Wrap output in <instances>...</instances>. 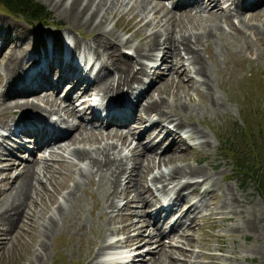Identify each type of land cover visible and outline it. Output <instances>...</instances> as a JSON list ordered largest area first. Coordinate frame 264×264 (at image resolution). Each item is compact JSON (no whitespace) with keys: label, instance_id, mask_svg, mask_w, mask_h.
<instances>
[{"label":"bare ground","instance_id":"6f19581e","mask_svg":"<svg viewBox=\"0 0 264 264\" xmlns=\"http://www.w3.org/2000/svg\"><path fill=\"white\" fill-rule=\"evenodd\" d=\"M45 1L50 4L54 12L64 18L65 23L62 31L67 34V37L69 34L67 30L78 27L85 30L79 34L85 36L92 33L93 39L90 44H83L81 51L76 53L75 49L80 48V42L77 39L72 42V46H67L66 40L64 41L65 44L58 39V34L49 29L43 31V35L41 34L37 41H27L26 46L19 42L21 37L18 35L19 30L16 27L12 26V32L0 29V46H2V53H6L7 57L0 72L4 78L0 79V84L1 81L3 82V88L0 92V113L7 112V116L18 113L15 120L13 119V128L8 126L7 117L0 119L2 126H8L7 135L2 134V138H0V152L11 153L12 147L6 146L8 142L5 138L19 134H29L34 148L44 145V149L49 152L48 157L22 162V168L15 176H9L7 171L10 168H17V163L9 160L8 163L3 164V167H0V183L6 184L5 188H0V225H7V231L11 233V230L19 229V222L31 224L35 213V204L38 201L34 195L49 184L50 178L53 177L52 172L55 171L54 163L59 162L58 160V162H54L53 159L62 156V152H65L66 157L74 159L77 163H84L86 168L79 169L78 179L68 176L72 182L70 185L67 183L64 185L63 182L62 201L53 198L54 204L51 213L48 214V217L46 216V223L39 230L41 237L34 247L35 256L30 258L26 264H33L37 258L38 260L42 258L41 254L45 253L48 247L47 240L52 237L55 230L54 222L57 221L55 218L62 220L68 216L73 219V223H76L79 230H84V227L88 225L81 209L82 204L78 193L85 189L84 181L89 184V181L93 179L95 180V189L94 191L89 190V193L90 195L91 193L95 194L92 205L96 206L98 220L101 218L102 223L97 221V223L92 224V226L95 224L94 226L98 229L93 230V234L97 236L95 243L98 249L95 255L86 257L88 260L84 264H115L116 259L111 257L105 262V258L101 257L113 256L114 254L111 255L112 249L122 250L119 248V244L134 247L136 250L140 245L152 240L155 241V247L140 253V250L132 251L134 254L131 257L130 255L126 256L131 254L130 251L126 250V255L118 253V257L124 261L128 260L125 264H199L196 259L199 254L191 248L192 233L202 228L198 221L200 219L212 221L214 218L212 215H220V218L227 212L235 213L239 217V221L236 220L238 222L230 227L233 231L240 233L245 230L257 232L260 225L256 206L248 209L245 201L232 190H229L228 184L221 185L219 178L223 175L219 169H214L216 163L212 164L208 159L204 166H196L183 161L195 147L207 148L210 146L211 141L208 132L201 128L196 121L198 115H203L206 110L225 107L223 106L224 103L222 104L223 100L221 101L223 97L219 99L216 97L217 94L216 96L210 95L212 83L209 82L210 75L208 72H212L210 71L211 55L209 53L204 56L203 52L201 53L200 45L203 46L204 51L206 40L214 42L218 39H228L232 34L244 31L243 29L250 25H245L246 22L241 19L235 24L231 15L232 11L237 12L244 7L253 9L252 7L257 6L249 15H264V0H230L229 7L223 10L224 12L220 15L223 18V25L215 11H208L207 16L203 17L200 13L206 7L210 9L218 6L219 0H175V6H186L179 11L180 15L178 14L177 17L188 16L187 22L189 24L187 25L189 26L183 27L181 25L178 28L175 27V23L169 33L166 34H161L160 30H154L155 28L144 32L140 27L147 30L151 24L152 27L158 25L162 27L161 32H163L168 24L171 25V22H175V19H172L169 14L175 12L164 6L162 2L153 1L149 3L148 0H138L139 10L132 14L130 20L131 25L137 26L133 34L140 29V37L137 44L127 48L131 49L133 55L125 56H123V52L122 54L119 53V49L122 45L130 43L128 42L130 37L123 39L113 28H106V24L103 22L106 20L107 10L112 11L120 7L128 12V10L137 7L136 3H134L135 6L130 4L128 8H125L124 5L127 1L123 2V0H118V2L117 0L108 2L104 0ZM101 11L102 13H100ZM137 13H143V16L135 19ZM149 14L153 16H148ZM145 16L149 17L147 21L142 20ZM195 18L200 22L197 27ZM204 21L207 22L203 23ZM131 25L127 24L123 28L129 29ZM253 26L250 28L255 34ZM94 30H98V32L95 33ZM261 31L256 35L264 36V31ZM7 42L10 44L4 45ZM159 44H163V46H158ZM9 47L10 49H8ZM159 48L163 50L162 55L167 53L170 57L166 71H164L166 74L162 75L164 80L155 85L152 84V78L145 83L143 82L144 78L147 77L150 69L156 66V62H142L138 68H134V62H137V57L151 59L152 51ZM88 56L98 62V67L92 76H89L80 65V61L87 59ZM131 57H134V60ZM23 58H28V60L23 62ZM40 60L43 64L38 66L37 75H33L34 81H32L25 75V69L33 66V69L36 70V65ZM128 67L132 68L128 72V76L123 77L124 70ZM193 74L197 78H194ZM172 75L175 78L170 83ZM159 76H156V79ZM64 80H68V88L64 92L68 106H64L59 100H56L55 96ZM194 81L197 84L192 87V90L198 91V85L203 90L198 99L192 101L188 89L191 88ZM165 82H169L171 85L172 90L170 92L165 87ZM152 86L154 88L151 90H154L152 92H150L151 90L147 91V88ZM45 87L51 92L42 91ZM73 91L77 92L70 99V94ZM145 91L147 93L145 96L143 95L144 98L140 101V96L142 97ZM154 91L155 94L153 95ZM179 91L182 93L180 94ZM168 92L171 96L170 100L166 98ZM161 93H164V96ZM91 94L95 101L98 100L96 102L98 106L101 105V109H105L103 112L97 111L88 102ZM202 96L207 101L199 104L198 101ZM7 97L13 98L7 99ZM83 97L85 99H82ZM73 99L81 100L79 103L82 105L81 108L90 110L85 120L87 122L98 120L100 122V125L97 124L98 128L90 127L87 129L81 124L82 120L76 123L70 121L75 116L80 119L79 114L83 113L80 110V113L77 114L78 110L74 108ZM137 106L138 108H135ZM112 107L117 108V110L111 112L110 108ZM153 112L157 114L158 122L152 120L146 126L141 127L143 121ZM50 115H55L52 122L47 121ZM161 122L164 123L161 124ZM171 122L173 130L165 126L166 123ZM120 126L125 127L126 132H123L124 130ZM154 126L162 127L165 133L170 136L168 144L163 149H168V152L160 151L158 160L162 166L166 162H172V164L166 171L159 170L149 177L148 174L152 168L155 165L159 167L160 162L158 160L152 161L151 153L154 152L155 146L147 143L142 144L141 138L145 135L146 138L150 137L151 135H147V133L154 129ZM107 127L112 128L107 129ZM100 128H104V132L100 133ZM95 129L98 130L94 131ZM136 129L139 131L136 132ZM87 132H95L96 135H99L97 144L91 145L88 142L89 134ZM133 135H135L136 141L131 143ZM108 138L109 140H107ZM188 138L196 139L195 143L190 141L191 144H185ZM9 144L14 146L13 149L23 147L17 142ZM138 147L147 150L148 153L137 149ZM124 148L127 149V153L122 152ZM128 160H130L131 166L127 169L126 162ZM176 160L178 163H175ZM68 161L70 162V160ZM5 169L7 171L3 172ZM187 178L194 179L188 180ZM204 182L208 184L199 189V185ZM173 183H179V185L167 198L165 205L156 204V202H160L164 197L163 194L167 193L169 185ZM151 185H156L159 196L154 194ZM218 187L220 188L217 193ZM50 193L55 196L56 188L54 187ZM130 193H132L131 196H128ZM119 194L125 199L124 204L117 203L116 197ZM203 198L206 200L203 201ZM133 202L138 203V208L131 206ZM209 205H213L214 210H208L206 214H203L202 210L209 208ZM245 213L247 215L243 217ZM171 216L174 217L170 221ZM114 218L117 220L116 222L121 223V226L113 229L111 233H121L123 237L109 242L102 235L108 222H112L115 220ZM222 218L229 219L231 217L223 216ZM163 224H169L168 229L165 232L164 230L155 232L157 227ZM175 226L179 228L178 232L174 231ZM147 228L149 231L146 240L143 239L145 235L143 232ZM152 229H154L153 232H151ZM166 234H170V241L166 244L170 247L165 251L161 237ZM230 252L234 251L231 250ZM146 256L149 258L145 259ZM205 257L209 264H227L218 260V256L213 254H206Z\"/></svg>","mask_w":264,"mask_h":264},{"label":"rangeland","instance_id":"374dc122","mask_svg":"<svg viewBox=\"0 0 264 264\" xmlns=\"http://www.w3.org/2000/svg\"><path fill=\"white\" fill-rule=\"evenodd\" d=\"M36 1H38L45 8L46 15H47L45 22H42V23L33 22V21L28 22L19 15L14 16L0 9V29L5 30L7 32H12L11 31L12 26L16 27L19 30L18 35L21 37L19 42L23 44L24 46L27 45L26 43L27 41H30V40L31 42L37 41L39 36L41 34L43 35L44 33L43 31H46L49 29L50 31H54L56 34H58L59 31H62L64 29L63 27L65 23L64 18L57 12H54L52 8L50 7V4L47 1L45 0H36ZM104 1L108 2L110 0H104ZM126 1L127 3H125L124 5L125 8H128L130 4L134 5V3H136L137 7L136 8L134 7L132 10H128V12L127 11L125 12V9L120 8V7L115 8L112 11L107 10L108 13L105 14L106 20H104L103 22L104 24H106V28L108 29L113 28V30L117 31L119 36L122 37L123 39L130 37V39L128 40V42L130 43L122 45V47L119 49V53L122 54L123 52L124 54L123 56L133 55L131 49H127V48L131 47V45L133 44L134 45L137 44L138 38L140 37L139 35L140 29H142V31L144 32L145 31L148 32L155 28L154 30H160L161 34H166V33H169L170 29L173 27L175 23H176L175 27H178V28H180L181 25L183 27L189 26L187 25L189 24V22H187L189 18L188 16L184 15V16H180L179 18L177 17V15L179 14V11L182 10V8L186 6H175L174 4L175 0H172V1L171 0H148L149 3H152L153 1L160 2V3L162 2L164 6L172 9L175 13L174 14L169 13V14L171 15L172 19H175V22L174 21L171 22L172 23L171 25L168 24V27L165 28L166 30L163 29L164 30L163 32H161L162 27L158 25H155V27H152V24H151L147 27V30H144V28L140 27V29L136 31L135 34H133V31L137 28V26L131 25L130 18L132 14H134L136 11L139 10L140 4L138 0H130V1L123 0V2H126ZM229 2L230 0H219L218 6L210 8V9L206 7L204 11H200L201 16L202 17L207 16L208 11H215V14L220 18V22L223 25L224 24V22H222L223 18L220 15L224 12L223 10L229 7L228 5ZM254 7L256 8L257 6H254ZM254 7L252 8L254 9ZM253 9H251V7H244V9L241 8L237 12L232 11L231 15H232L233 22L235 24L237 23L238 20L239 21L244 20L246 22L245 25H248V26L254 25L253 27L256 32L255 34L249 26L248 28L243 29L244 31H240L241 33L238 32V33L232 34L230 37H228V39L226 38L218 39L214 42H210V40H206L204 51H203V46L200 45L201 53L203 52L202 54L204 56H206V54H209V53H210L209 55H211L210 66L212 68L210 67L211 69L210 71L212 72H208V74L210 75L209 82L210 84L212 83L210 86L211 87L210 95L216 96L217 94L216 97H218L219 99L223 97L221 101L222 100L224 101V102L222 101V104L224 103L223 106L225 107L220 108V109H214V110H206L203 115L201 114L198 115L197 117L198 119L196 118V121H198V124L201 126V128H203L204 130L208 132L209 138L211 141L210 146L207 148L195 147V149L191 151L192 153L190 152L189 156L183 162L189 163L191 165H196V166H200V165L204 166L206 161L209 159L210 160L209 162H211L212 164L216 163L214 165V169H219L223 175V176H220L219 178L221 185L228 184L230 186L229 190H232V192H234L239 198H242L245 201L244 203L247 204L248 209H250V207L252 209L253 206L254 207L256 206L255 207L256 211L259 212V213L257 212V214L259 216L260 229L254 233L252 231H246V230L244 232L242 231L241 233L237 231H233L230 227L235 222L239 221V217L235 213L227 212L226 214L222 215L220 218H219L220 215H215V216L212 215V217H214L212 221L210 219L208 220L206 219L205 221L200 219L198 223L202 226V228L192 233L193 242L191 246L193 251L195 250L197 254H199V256L196 257V259L198 260L197 262H199V264H209L207 258L205 257L206 254L216 255L218 256V260H220L221 262H225L227 264H263V261H264V203L260 195L256 191V189L254 188V183H252L248 177L243 176L240 173H236L235 171H233L230 165L228 154H225L226 153L225 147L229 143L228 141H226L227 138H231V136L235 134H239L242 131H245L244 129H246L247 131H249L250 129L251 133L256 131L257 127L252 117L251 111L252 110L257 111L258 107L264 105V36L259 37L256 35L259 31L261 30L264 31V15L258 14L256 16H252V15L250 16L249 14L251 13ZM100 13H102V11ZM142 14L143 13L141 14L137 13L136 14L137 16L135 15L134 18L135 19L139 18L143 16ZM148 16H153V15L149 14ZM148 16H145L142 20L147 21L149 19ZM195 19L197 20L196 21L197 22L196 27H197L200 22L197 18ZM206 22L207 21H204L203 23H206ZM127 24L131 26L129 29L125 30L123 26ZM173 29L176 30L175 28ZM67 31L69 32V34H68V38H65L66 40L72 43V41L77 39L80 42V48L75 49L77 51L76 53L81 51V46L83 44H90V42L93 39L92 33H88L85 36L79 34V33L85 32V30L82 28L74 27ZM94 32L96 33L98 32V30H94ZM244 36L246 37L245 39H244ZM6 44L8 45L10 43L7 42L4 45ZM158 46H163V44H159ZM0 48H1L0 49V72H1L2 65L6 61L7 57H6V53H2V46H0ZM161 48H159L158 50L152 51L153 55L151 59H147L145 57H140V58L137 57V62H134V68H138V66H140V63L142 62L143 63H147L149 61L156 62V66H155L156 68L152 67L147 77L144 78L143 82L145 83L149 81L148 79H152V78H153L152 84H155V85L159 84L160 82L164 80V76L162 75L166 74V72L164 71H166V67L168 65L170 57L168 56L167 53H164V55H162L163 50ZM8 49H10V47ZM6 51L8 52V50ZM88 59L90 61L92 60L89 56H88ZM131 59L134 60V57H131ZM26 60L27 58H23V62H25ZM93 64L95 68L98 62L94 61ZM131 68L132 67H128L124 70L123 77L128 76V72L130 71ZM158 75L160 76L158 79H156V76ZM0 76H1V73H0ZM174 78L175 77L173 75L172 77H170V83L172 82ZM194 78H197V77H195L194 75ZM0 79H4V78L1 76ZM67 81L68 80H64L62 82L59 91L55 95L56 100H59L64 106H68L67 99L65 98V94H64L65 90L68 88ZM2 83L3 82L1 81L0 92L3 88ZM196 84H197L196 81H194L191 84V88L188 89V94L190 95L192 101H195V99H198V97L201 95V91L203 90L201 86L198 85L197 86L198 91L196 90L193 91L192 87H194ZM165 87L168 89L169 92L172 90V87L171 85H169V82H165ZM46 88L47 87H45L43 90L42 89H39V90L50 93L51 91ZM152 88H154V86L147 88V91H150ZM153 90H151L150 92H152ZM77 91H73L70 94L71 96L70 99L74 97V93H76ZM147 91H145L142 94V97L140 96V101L143 100ZM169 92L166 95V98L168 100H170V97H171ZM179 93L181 94L182 92L179 91ZM154 94H155V91L153 92V95ZM163 94L164 93H161L162 96H164ZM11 98L13 97H7V99H11ZM82 99H85V97H83ZM199 100H200L198 101L199 104L206 103L207 101L206 98L203 96ZM72 101H73V104H75L74 108L78 110L77 114L80 113V110H82L83 113L79 114L80 119L76 118L75 116L72 119H70V121L72 123L73 122L76 123L77 121L82 120L81 121L82 123L81 122L80 123L83 124L87 129H89L90 127L98 128V125H100V122L98 120L97 121L89 120L88 122L87 120H85L88 117L90 110H88V108H81L82 105L79 104L81 100L73 99ZM88 102L91 104L93 108L94 107L96 108L97 105L94 104V102H97V100L95 101L93 99L92 94H91V97L88 99ZM135 108H138V106ZM14 114H10V116H7V112H4V114L0 113V119H6V117L10 118L8 121V125L12 126L13 119L16 117L18 113L15 115ZM52 116L55 117V115H52ZM152 120H155L156 122H158L157 114H155L154 112L147 119L143 121L144 123L141 125V127L146 126ZM1 123L2 122L0 121V128H1L0 138H2L1 135L5 133V131L6 133H8L7 126H2ZM162 123L164 122H161V124ZM165 126L170 128L171 130L174 129L172 127V122L166 123ZM112 127H107V129H110ZM121 129L124 130L125 127H122ZM240 129L242 131H240ZM96 130L98 129H95L94 131ZM137 131H139V129L138 130L136 129V132ZM102 132H104V128L103 129L100 128V133ZM123 132H126V130H124ZM87 133L89 134L88 142L91 145L97 144L96 141L99 138V135H96L95 132H91V133L87 132ZM253 134L255 135V133ZM147 135H151V136L146 138V135H145V137L141 138V143L142 144L147 143L148 145L152 144L155 146L154 152L152 151L151 154L153 156L152 161L156 162L158 160V154L160 153V151L168 152V149H165V150L163 149H164V146L168 144L170 136L167 133H165L164 129L160 126H154V129H152L149 133H147ZM134 137L135 135H133V138L131 139V143H134L136 141V138ZM5 139L8 142L7 143L8 145L6 146L12 147V152L11 153H7V151L0 152L1 153L0 154V162H1L0 167H3L5 163L9 162V160L13 161L14 163H17L18 165L17 168L15 167L10 168L9 171H7L6 169L3 170V172L7 171L9 176H15L17 174L20 168H22V162H27V161L30 162L34 158L40 159L43 157H48L47 155L49 152L47 151V149H44L43 147L44 145H39L35 147L30 154H28L27 150L23 152L22 148L13 149L14 146L10 145L9 143L14 144V142L15 143L21 142L23 145L31 143L30 137L25 134L12 135V136L10 135L9 138H5ZM26 139H29V140L26 141ZM107 140H109V138ZM190 141L191 143H195L196 139L188 138L186 139L185 144L187 145L191 144ZM260 142L264 144V135H262ZM86 145H87V142H86ZM137 149H140V147H138ZM140 150L148 153L147 150H143V149H140ZM122 152L127 153L128 151L126 148H124ZM64 153L65 152H62V156H57V158L53 159L54 162H58V161L59 162L54 163L55 171L52 172L53 177L51 176L52 179L50 178L49 184L43 187V189H41V191H39L36 195H34L36 197L35 199H37L38 201L36 200L37 203L35 204V213L32 218L31 224L27 225L26 223L19 222V225H20L19 229H16L13 231L11 230V233L7 231V225H4V224L0 225V264H26L30 258H34L35 256L34 247L36 246L39 238L41 237L39 230L42 229L43 225L46 223V220H47L46 218L48 217V214L51 213V209L54 204L53 198L55 197V200L62 201V194L64 192V189L62 187L63 182H64V185L65 183L70 185L72 182L68 178V176L78 179L79 169L86 168L84 163H77L74 159L70 157H66ZM24 156L28 157L29 160H23L21 157H24ZM260 157H264V148H263V151H261L260 153ZM253 159L255 160V158ZM68 160H70V162ZM129 161L130 160L126 162L127 169L131 166L130 165L131 162ZM175 163H178V161L176 160ZM164 164L165 165L162 166V163L160 162L159 167H156L155 165L152 168L151 172L148 174V176L150 177L151 175H154L159 170L166 171L169 168V166L172 164V162H166ZM122 178L123 176L121 177V180ZM194 178H187V179L192 180ZM204 183L199 185V189L204 188L208 184L207 182H204ZM178 185L179 183H173L169 185V189L167 193L163 194L164 197L161 199L162 201L160 200L162 204H165V202L168 200L167 198H169L173 190L177 188ZM84 186H85V189H83L82 191H79L78 195H79V198L82 204L81 209L83 210L85 219L88 221V225L84 227V230H79L76 223H73L72 218L68 216L66 218H62V220L55 218V220H57L56 222H54L55 230L52 233V237H50L47 240L48 247L45 253L41 254L42 258L39 260L37 258V261H34L33 264H39V263L40 264H84L85 261L88 260L86 259V257L89 258L90 256H93L97 253L98 247L96 246V243H95L97 236L93 234V230H96L97 228L94 226L95 224L93 225L94 227L92 226V224L94 222L97 223V221L98 223L100 222L101 224L102 221L100 220L101 218H99L98 220V216H97L98 211L96 210V206L94 204L92 205L95 194L91 193L90 195L89 193V190L94 191L95 189V180L94 179L90 180L89 184L87 181H84ZM1 187L5 188L6 184L4 182L3 183L1 182L0 188ZM54 187L56 188L55 196L53 193H50V191L53 190ZM151 188L154 194L156 196H159V192H157L156 185H151ZM219 188L220 187H218L216 190L217 193L219 192ZM121 194H119V196L116 197V201L120 205L125 203V199L121 196ZM131 194L132 193H130L128 196H131ZM205 200L206 198H203V201ZM159 203L160 202L158 203L156 202V204H159ZM131 206L133 207L135 206L134 208H138V203L133 202ZM208 207L209 208L202 210L203 214H206L208 210H214L213 205H209ZM172 209H175V208H172ZM108 211L110 212V210ZM90 213H91V216H90ZM112 213H114V211H112ZM246 215L247 214L245 213L243 217H245ZM223 216H230L231 218L225 219V218H222ZM116 221L117 220L115 219L112 222H108V225L104 229L105 232H103L102 236H105V239L108 240L109 242L115 241L123 237V234L121 233H111L113 229H117L121 226V223L116 222ZM169 224L168 225L163 224L162 226L160 225L159 227H157V230H155V232L156 231L160 232L161 230H164L165 232L168 229ZM153 230L154 229H152L151 232H153ZM148 231H149V228L145 229V231L143 232V235L145 234L143 236V239L147 240L146 235L148 234ZM174 231L178 232L179 228L175 226ZM161 240L163 241V250L166 251L170 247V246H166V244L169 243L170 241V234L163 235L161 237ZM154 242L155 241L153 240L148 241L140 245L139 248L136 250L134 249V247H128L124 244H119V247L129 250L130 252L140 250L139 251L140 253V252H145L146 249L155 247ZM141 249L143 250L141 251ZM231 250L234 252H230ZM101 258L104 259L103 256ZM147 258H149V256L145 257V259ZM104 260L105 262H107L106 259Z\"/></svg>","mask_w":264,"mask_h":264},{"label":"trees","instance_id":"16d2710c","mask_svg":"<svg viewBox=\"0 0 264 264\" xmlns=\"http://www.w3.org/2000/svg\"><path fill=\"white\" fill-rule=\"evenodd\" d=\"M0 9L14 16L19 15L28 22L42 23L47 17L44 6L36 0H0ZM251 114L257 127L253 132L255 135L250 129H244L246 132L240 129L242 132L227 138L229 143L225 147V154H228L232 170L254 183L264 203V157H260L264 148L260 142L264 135V105L258 107L257 111L252 110Z\"/></svg>","mask_w":264,"mask_h":264}]
</instances>
